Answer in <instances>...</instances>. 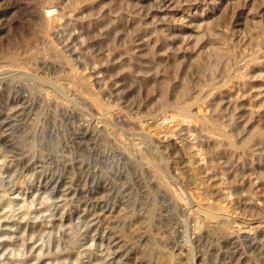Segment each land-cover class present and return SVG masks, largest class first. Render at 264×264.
Segmentation results:
<instances>
[{"label": "rangeland", "instance_id": "obj_1", "mask_svg": "<svg viewBox=\"0 0 264 264\" xmlns=\"http://www.w3.org/2000/svg\"><path fill=\"white\" fill-rule=\"evenodd\" d=\"M0 264H264V0H0Z\"/></svg>", "mask_w": 264, "mask_h": 264}, {"label": "bare ground", "instance_id": "obj_2", "mask_svg": "<svg viewBox=\"0 0 264 264\" xmlns=\"http://www.w3.org/2000/svg\"><path fill=\"white\" fill-rule=\"evenodd\" d=\"M166 102V101H165ZM97 106V105H96ZM101 108V107H100ZM99 109V108H98ZM177 110V109H176ZM178 110H179V112L181 113V114H183V115H187V113H188V110H187V108L186 107H181L180 106V108H178ZM177 110V111H178ZM209 127V126H208Z\"/></svg>", "mask_w": 264, "mask_h": 264}]
</instances>
